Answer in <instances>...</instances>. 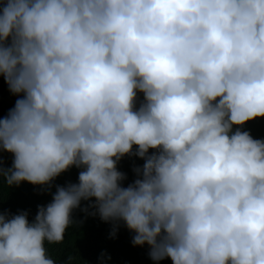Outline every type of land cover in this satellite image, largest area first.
Segmentation results:
<instances>
[{
    "label": "clouds",
    "instance_id": "obj_1",
    "mask_svg": "<svg viewBox=\"0 0 264 264\" xmlns=\"http://www.w3.org/2000/svg\"><path fill=\"white\" fill-rule=\"evenodd\" d=\"M0 77V189L51 195L0 208V264H58L77 209L156 264H264V0H0Z\"/></svg>",
    "mask_w": 264,
    "mask_h": 264
},
{
    "label": "trees",
    "instance_id": "obj_2",
    "mask_svg": "<svg viewBox=\"0 0 264 264\" xmlns=\"http://www.w3.org/2000/svg\"><path fill=\"white\" fill-rule=\"evenodd\" d=\"M17 97L10 94L7 85L0 77V115H6L9 108L14 105ZM250 130L254 138H264V118H256L248 121L243 126ZM5 166L11 164V154L2 153ZM133 163L142 164L137 158L124 157L118 164V169L127 173L128 179L124 185L134 179L131 171ZM78 170L71 168L57 177L54 184H65L67 181L76 182ZM3 201L0 208L16 213L18 210H29L31 220L37 210L38 204H46L51 200V195L41 191V186H34L27 182H21L17 186L9 188L6 184L2 189ZM54 191V189H53ZM87 203V202H82ZM73 217L76 220L83 219L78 226H70L65 233L64 241L60 244H47L46 247L53 259L58 264H63L69 255L75 257L71 264H101L98 260L101 252L110 256L103 264H156L147 256V246H133L131 238L133 233L121 224L115 238H110L111 224L102 221L99 216H86L85 213L74 210ZM158 264H171L169 259L158 262Z\"/></svg>",
    "mask_w": 264,
    "mask_h": 264
}]
</instances>
